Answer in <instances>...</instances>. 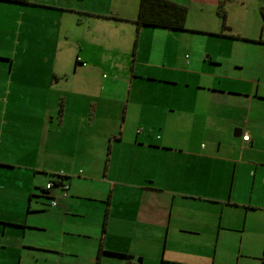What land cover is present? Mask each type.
I'll return each instance as SVG.
<instances>
[{"label":"crops","instance_id":"1","mask_svg":"<svg viewBox=\"0 0 264 264\" xmlns=\"http://www.w3.org/2000/svg\"><path fill=\"white\" fill-rule=\"evenodd\" d=\"M30 1L40 55L0 42V264H264V0H171L184 30Z\"/></svg>","mask_w":264,"mask_h":264},{"label":"rangeland","instance_id":"2","mask_svg":"<svg viewBox=\"0 0 264 264\" xmlns=\"http://www.w3.org/2000/svg\"><path fill=\"white\" fill-rule=\"evenodd\" d=\"M88 1V0H87ZM91 1V0H90ZM36 2L41 3L42 0H36ZM82 0H44L45 4H57L59 6H66V4L70 6H76L77 4H81ZM1 4H6L9 5L11 7H15V5H19V4H12L9 2H1ZM35 5V4H33ZM25 6L24 8L27 9V11L31 14L27 13V16H23L21 17V15H19V13H16V11L14 9L11 10V13H9V15H3L2 14V10L0 8V42L3 43V48L7 49L10 54H12L13 58L15 57L16 61H15V70H19L20 66L23 65L22 68L25 69V64L20 62V58L24 57L26 52H25V44H26V38H30L29 40V50L32 52L31 56H33V59L35 57V55H40V50H35L33 51V43L35 42V38L38 36L37 34H35L34 30L33 31H29V27L28 24H34V23H38L39 25H42L41 20L38 18V16H36L37 13V9H39L36 5L35 6ZM71 15H73V18L75 20V25H73L72 30L75 31H79L80 30L78 28L77 25V20L80 17L79 14L77 13H70ZM77 19V20H76ZM25 23V24H21V23ZM70 24V23H69ZM71 25V24H70ZM71 27L68 25L67 22H65V24L63 25L64 28L66 27ZM28 27V28H27ZM28 30V31H27ZM5 31V32H4ZM164 31V30H163ZM30 33V35H29ZM35 47V45H34ZM17 54V55H16ZM0 58H4V57H0ZM12 58V57H11ZM29 58V57H27ZM1 63L4 64V66L1 69H9L10 68V61L5 60V59H0ZM33 68V65H32ZM3 83L0 85L4 84V81H2ZM70 176H74V174L70 173Z\"/></svg>","mask_w":264,"mask_h":264},{"label":"trees","instance_id":"3","mask_svg":"<svg viewBox=\"0 0 264 264\" xmlns=\"http://www.w3.org/2000/svg\"><path fill=\"white\" fill-rule=\"evenodd\" d=\"M1 2L17 3L22 5L33 4L30 0H0ZM222 16L225 20V11L222 9ZM188 16V8L185 5L176 3L171 0H140L139 13L136 20L138 26H158L175 30H184L186 19ZM58 179L54 181V187L67 185L70 188V175L56 174ZM69 188L67 190H69ZM46 190H49L46 188ZM64 191V189H61ZM126 256L127 255H122ZM125 264H134L127 260Z\"/></svg>","mask_w":264,"mask_h":264},{"label":"built area","instance_id":"4","mask_svg":"<svg viewBox=\"0 0 264 264\" xmlns=\"http://www.w3.org/2000/svg\"><path fill=\"white\" fill-rule=\"evenodd\" d=\"M243 139H244V140H248V139H249V135L247 134V135L243 136ZM58 174H59V175H66L64 172H59ZM56 181H57V180H56ZM54 184H55L54 181H49V182L47 183V185H46V188H47V189H51V188H53V187L55 186ZM68 188H69V186H67V185H63V186L61 187V189H64V191H62L64 196L67 195V192H68L67 189H68ZM50 205H51L52 207H57V206H59V203H58V201H57L56 199L52 198V199L50 200Z\"/></svg>","mask_w":264,"mask_h":264}]
</instances>
